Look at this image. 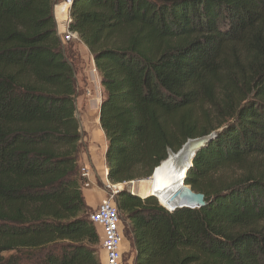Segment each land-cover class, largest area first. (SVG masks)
<instances>
[{
  "label": "trees",
  "instance_id": "16d2710c",
  "mask_svg": "<svg viewBox=\"0 0 264 264\" xmlns=\"http://www.w3.org/2000/svg\"><path fill=\"white\" fill-rule=\"evenodd\" d=\"M59 2L0 0V264H102ZM70 29L105 90L112 185L221 130L186 178L206 207L115 195L133 264H264V0H75Z\"/></svg>",
  "mask_w": 264,
  "mask_h": 264
},
{
  "label": "rangeland",
  "instance_id": "374dc122",
  "mask_svg": "<svg viewBox=\"0 0 264 264\" xmlns=\"http://www.w3.org/2000/svg\"><path fill=\"white\" fill-rule=\"evenodd\" d=\"M63 47L66 52L67 60L73 67L76 88H77L75 101H76V116L81 126L80 131L82 136L81 140H82L83 148L80 157V163H81L80 169H82L83 167H87V165L83 164L84 159L87 158L88 156L93 157L95 148L99 151V155L101 157H103V155H106L105 151L103 150V144L107 143V141L104 132L103 133L101 132L102 129L99 123L100 107L105 98V90L102 86L100 75L95 68L94 56L91 54V52L88 51L79 42V40H74V41L72 40L66 42L64 43ZM95 135L98 136V140H100L99 145L95 144V140H94ZM93 144H95V147H92ZM105 166L107 167L105 163L104 164L102 163L98 168L97 172L99 178H97L96 188L100 189L101 192H103V194L105 195L104 199H107L109 197V193L115 190L120 191L119 189L120 185H112L111 183L109 184V182H107L108 179H106V176L104 174ZM90 170L92 171L93 174V170L91 167ZM148 183L149 182L145 181L138 183L137 187H135L136 185H134V194H136L139 197L137 193H139V191L143 189L144 185ZM121 186L123 189L127 188V185H121ZM84 188L85 187H83V189ZM158 201L160 202V200ZM124 228H126V231L128 230V225L125 223H124ZM126 235H127V241L125 242L126 245L124 244V246H126L128 252L125 255V264H130L129 262L132 261L134 255V249L132 242L130 240V236L128 234ZM99 248L101 255L102 248L101 246H99Z\"/></svg>",
  "mask_w": 264,
  "mask_h": 264
},
{
  "label": "built area",
  "instance_id": "2783aa9c",
  "mask_svg": "<svg viewBox=\"0 0 264 264\" xmlns=\"http://www.w3.org/2000/svg\"><path fill=\"white\" fill-rule=\"evenodd\" d=\"M74 1L75 0H61V2H59L55 7L56 20L57 8H60L63 13L64 27L63 29H61L59 26H57V30L58 34L62 37L64 42L80 40L79 34L70 29L71 8L74 4ZM81 176L85 182L84 187L89 188V186L91 185L92 177V171L90 170V168L83 167L81 169ZM107 182L109 181L107 180ZM116 194L117 190L109 193V197L107 199H104L99 204L97 209H95L90 214V220L101 231V247L106 255V264H125L124 244L127 239L125 237L123 220L114 202Z\"/></svg>",
  "mask_w": 264,
  "mask_h": 264
},
{
  "label": "water",
  "instance_id": "95a60500",
  "mask_svg": "<svg viewBox=\"0 0 264 264\" xmlns=\"http://www.w3.org/2000/svg\"><path fill=\"white\" fill-rule=\"evenodd\" d=\"M99 121H100V117H99ZM220 132H221V130L213 132L210 135L203 137V138L189 140L178 153H175L172 150L169 151L168 159L171 156H173L175 158L178 166H179V170L185 171V175H184V178L182 180V188L180 189L179 192H177V194L174 195L176 199L182 200L184 202V205H182L179 208H175V210L181 209V208L196 209V208H203V207L207 206L205 195L202 193L195 192L191 186L186 185V178H187V173H188L189 169L193 166V162H194V159H195L197 153L202 148H204L208 143H210L212 140H214L219 135ZM192 144H194V147H195L194 149H191ZM156 170H155L152 177H150L146 180H143L141 182L153 181L154 177L156 175ZM107 176H108V170H107ZM125 185H127V184H125ZM120 187H121V188H119L120 191H124V192L127 191V192L134 193V183L133 182L128 184L126 189H123L122 186H120ZM117 193H119V191H117Z\"/></svg>",
  "mask_w": 264,
  "mask_h": 264
},
{
  "label": "bare ground",
  "instance_id": "6f19581e",
  "mask_svg": "<svg viewBox=\"0 0 264 264\" xmlns=\"http://www.w3.org/2000/svg\"><path fill=\"white\" fill-rule=\"evenodd\" d=\"M101 132L103 133V131ZM94 140H98V136L95 135ZM194 148V144H192L191 149ZM184 175L185 171L179 170L175 158L171 156L159 166L156 170L154 180L144 185L138 195L141 198L153 196L160 200L162 206L172 212L175 208L184 205L182 200L176 199L174 196L182 188ZM120 186L119 188H121Z\"/></svg>",
  "mask_w": 264,
  "mask_h": 264
},
{
  "label": "crops",
  "instance_id": "0c3cea01",
  "mask_svg": "<svg viewBox=\"0 0 264 264\" xmlns=\"http://www.w3.org/2000/svg\"><path fill=\"white\" fill-rule=\"evenodd\" d=\"M57 12V20H56V24L57 26H59L61 29H63L64 27V23H63V13H62V10L60 8H57L56 10ZM102 141V140H101ZM99 142L100 140H95V144H98L99 145ZM95 144L92 145V147H95ZM107 143H104L103 144V150L105 151V154H106V145ZM94 161H93V160ZM106 164V159H105V155H103V157H101L99 155V151L95 148L94 149V156L93 157H87L84 159V162L83 164L87 165V167H91L92 170H93V174H92V177H91V185L89 186V188H84L83 189V192H84V196H85V201H86V204L87 206L91 209V210H95L97 209V207L99 206V204L103 201V199L105 198V195L103 194V192H101L100 189H97V178H99V175H98V168L101 164ZM89 167V168H90ZM106 172H107V167L105 166V171H104V174L106 176V179H107V175H106ZM88 193V194H86ZM98 229V232L101 236V231L99 228ZM126 245V244H125ZM101 246V245H100ZM102 248V247H101ZM102 254H101V259H102V264H106V255L104 253L103 250H101ZM127 248L126 246H124V254L126 255L127 254ZM133 260H134V256L132 258V261L129 262L130 264H133Z\"/></svg>",
  "mask_w": 264,
  "mask_h": 264
}]
</instances>
